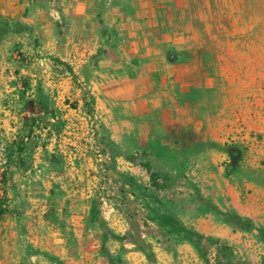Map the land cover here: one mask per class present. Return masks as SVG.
I'll return each mask as SVG.
<instances>
[{
    "label": "rangeland",
    "instance_id": "obj_1",
    "mask_svg": "<svg viewBox=\"0 0 264 264\" xmlns=\"http://www.w3.org/2000/svg\"><path fill=\"white\" fill-rule=\"evenodd\" d=\"M10 2L0 0V264H264V0H167L160 30L183 42L164 78L122 87L136 109L101 92L98 65L117 77L116 62L42 52L38 15ZM97 32L112 38L106 24ZM119 64L127 78L145 69ZM246 191L255 218H234L232 197Z\"/></svg>",
    "mask_w": 264,
    "mask_h": 264
},
{
    "label": "crops",
    "instance_id": "obj_2",
    "mask_svg": "<svg viewBox=\"0 0 264 264\" xmlns=\"http://www.w3.org/2000/svg\"><path fill=\"white\" fill-rule=\"evenodd\" d=\"M20 1L19 8L25 6L27 13L38 15L42 52L50 51L60 59L69 60L80 56L86 58L95 53L100 63L105 60L116 62L112 69L117 77L103 72L105 70L101 64L98 67L100 77L104 78L99 84L101 92L106 96V100H114L117 108L136 109L135 101L127 98L122 87L130 82L131 85H135L141 74L146 72H151L158 78H164L163 63L172 55L170 46L173 43L179 45L183 42L181 39L167 37L166 33L160 30L157 15L162 9L167 11V0ZM8 7L9 11H13L12 4ZM104 24L113 31L112 38L108 40L101 34H97V31L104 29ZM102 47H104V53L101 52ZM123 61L131 63V68L135 70H138L139 63H142L145 69L141 70L142 73L135 75L136 77L127 78L128 66L119 64ZM113 86L114 89H112ZM111 94L115 96L111 97ZM162 95L164 92L161 93V97ZM153 102L157 104L156 99ZM154 108H158V105ZM230 130L232 132L237 130L233 121H230ZM237 182L243 190L249 188L247 178L240 176ZM236 186L239 187L235 184ZM254 189L264 194V181L257 184ZM251 195L252 192L246 191L241 200L232 197L234 218L254 219L253 208L256 207L263 213L259 220L264 225V204L252 206ZM230 235L235 236V233L230 230Z\"/></svg>",
    "mask_w": 264,
    "mask_h": 264
},
{
    "label": "trees",
    "instance_id": "obj_3",
    "mask_svg": "<svg viewBox=\"0 0 264 264\" xmlns=\"http://www.w3.org/2000/svg\"><path fill=\"white\" fill-rule=\"evenodd\" d=\"M145 167H147V165H145Z\"/></svg>",
    "mask_w": 264,
    "mask_h": 264
}]
</instances>
